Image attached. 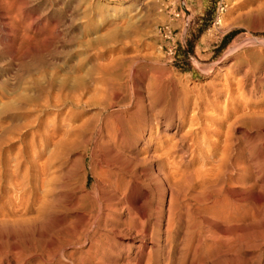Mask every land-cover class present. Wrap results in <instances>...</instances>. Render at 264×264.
Here are the masks:
<instances>
[{
	"label": "bare ground",
	"instance_id": "6f19581e",
	"mask_svg": "<svg viewBox=\"0 0 264 264\" xmlns=\"http://www.w3.org/2000/svg\"><path fill=\"white\" fill-rule=\"evenodd\" d=\"M57 1L59 0H0V53L3 52L4 50L9 52L10 53L9 55L12 57V60H13V58H17L22 54L23 48L27 44L25 40L35 43L36 41L42 40L48 36H52L55 32H58V28H60L59 27L60 24L57 25V22H55V20L54 21L52 20V19H56V18H53V15L55 13L54 9H57V8H54L55 7L54 5L57 4ZM27 4H29L28 5L29 8L28 7L25 8V5ZM41 5H45L47 7L48 11L51 12L50 16H44V17L38 16L35 18V20L33 21L31 20L29 22L28 20L31 19L36 9ZM58 10H63V11H66L67 13L68 9L64 10L62 6V9H58ZM37 15L39 14L37 13ZM61 17H64V16H61ZM59 20L60 22H62L61 18ZM27 21L29 23H27ZM221 22H222V19H220V23ZM63 23H64V20H63ZM52 38L50 37V39ZM43 46H46V45H43ZM99 50H103V47L102 49L99 48ZM107 50L110 51V49H107ZM107 50L105 51L108 54ZM121 50L123 52L121 56L123 55L124 57V53L125 54L127 53L124 52L125 50L123 48L120 49L119 51L121 52ZM25 51H28V53L31 52L29 50H25ZM115 51L118 52V50H115ZM99 52L100 51H98L97 52L98 54L94 56L97 57L98 55H103V54H99ZM117 52H115L116 54L114 55V57L115 56L117 57L118 55L120 56V54L117 55ZM127 52L129 53V51ZM58 55L59 54H57V56ZM82 56H85V55H79L78 56L79 59H77L76 62H73L75 58L71 60L73 64L71 66L72 68L70 67L69 68L71 69L70 70L71 73H75V76L73 77V79L69 80L67 77L64 79L62 78L63 80L61 79V81H55L51 78L52 80L47 81L46 83L33 82L32 88H33V92L36 94H34L33 96L28 94L27 95L28 97L25 96L26 98L25 97L23 98L26 101V103L30 104L31 106V108L25 107V106H23L24 108L21 107L24 109V111H27L29 109L37 113H52L54 114L56 121L59 120L63 122V125L60 129L61 131L54 132V134L51 136L52 137V140L50 141L51 143L48 142L50 143V146H52L53 148V150H51L52 153L48 151V153H51L49 154L50 157L47 155V158H44L46 159V161L49 162L48 165L46 161H45V164L41 163L42 165H40L39 163L40 166L38 165L39 166V176L37 178V181L34 178L35 180L34 182H36L35 183L36 186L34 187L36 189V192H35L36 196H34L35 204H33V206L35 205V208L33 207L34 208L33 210H30L25 206L23 209H21L22 207L20 209L18 208L21 213L17 214L19 210L17 212L15 211L16 213H13V214L9 213V214H12V216L14 217L13 219L10 217L11 220L13 221H11L8 218L9 222H13L15 224L21 223L20 227L24 225V228L25 227L27 228L28 225L30 224L32 225V223H30L32 218L33 220L37 219V221L35 220L36 223L39 220L40 221L39 224L41 223V221H44V220H47V221L54 220L56 224L58 225V229L56 231V237L60 239L59 240L60 242L61 241H71L75 244L80 243L82 246H86V249H85L86 251L87 249L92 250L93 249L92 247L95 246L96 248H99L101 252L99 253L98 252L99 250L95 251V249H93L95 251L94 253L100 254L98 256H102L104 254L109 255L110 253L107 252L108 251L107 249H109V247L111 246L107 244L106 242H104L106 244L103 245L102 242L105 239L103 241L100 240V234L103 231L102 230L100 233V228L102 226L106 227V223H108V221H111V222L113 221V224L115 225L116 223H120L122 225L121 233L122 232L131 233V234L133 233L132 234L133 236H130L129 239L126 240V243H125L126 245L125 246L126 248V259L125 260L130 263L131 262L133 263L135 260H137L139 255L142 253L141 252L142 249L145 248V245L147 243L155 242L160 248L161 244L165 246L169 241L172 242L177 236V234L180 233V230L183 229L182 226L186 228V230H183L185 231L184 233L181 232L186 235V238L184 237L185 235H183V237L185 238L184 239L182 235L180 234L181 238L186 241L185 242L186 248L181 246L184 244L178 245L181 247L182 250L187 249V251H189V249L192 248L193 245H195L197 249L205 248V251H206L207 247H211V248H214L213 250L216 249L217 251L221 252L222 250H225L227 247H229V245H231L232 242L233 244H235L236 242L234 243V239L235 241H237V243H241V241H244L243 237L245 236V233L250 231L249 230L250 228L248 229V231H246L247 230L246 228L250 227L255 222H259V220L258 221L256 220L253 223L251 222L252 220L256 219V214L254 210L255 208L254 206L251 205V201L249 200L250 198L249 194L250 192L258 191V189L261 187L260 186L261 176L264 173V150L262 151L261 149H258L257 146L256 147L250 146V148H248L249 146H247V149L249 150L245 152L244 151L246 149L245 147L244 149L243 148L240 149L238 146L233 144L234 141L232 140L233 141L232 142L230 140L229 137L231 136L229 134L231 133L232 129H234V125L240 121L247 120V122L248 123L251 122V124L255 122L256 124L258 122L263 123L264 121V99L259 100L254 103L252 102L253 103L252 105L247 104L246 102L245 104L247 105H245V108L242 106L244 108L243 110H240L239 105H238L239 107L238 109L236 105V107L233 108L232 111L223 110L222 111L223 113H221V116H218V115L210 116L209 119H208L209 117L208 116L205 119H201V117L198 116L197 113H193V114L187 113L188 107L185 104L181 105L183 106V109H181L182 107L179 109V105H180L179 104L178 105L179 110H178L177 108L174 107L176 105L173 106L172 105L173 103L171 102L172 103L171 106L178 111L171 109L170 106H169L170 107L169 109L166 106V104L168 103V100L165 98L166 88L169 85H166L165 83H163L162 80H161L162 82H159L160 80L158 81L156 80L158 78L154 79L153 77V79H151L150 81L148 79L146 80L150 82V84H148L150 85L148 88H149V93L151 94V98H150L151 100L150 102H148L147 105H143L144 102H142V100L137 96L135 97V99H131V101L129 99V102L127 101L128 103L127 102L123 103L119 99V96L121 95L118 96V87L116 84V82L119 83L121 81L115 82L116 80L115 77H114L115 79H113L114 81L111 79V76L109 77L110 79L105 80V78L107 79L109 75L105 78L102 77L103 79H101V74L100 76L99 75L97 76V74L95 73L94 76L96 75L99 78H96L97 80H95L92 77L94 79L93 82H88V80H85V78H83L80 75V71H83L82 70L83 64L85 62L84 60H83L84 62H82V60L80 59V57L83 58ZM109 56L111 57V55ZM127 56L129 55L127 54ZM114 57L112 56L110 58L111 60L109 61H113L112 58L114 59ZM57 58H60V57H57ZM31 59H32V55H31ZM108 59H107V62H109ZM61 60L59 61L58 59L59 62L63 61ZM99 60H98V63H99ZM93 61L95 60L93 59ZM118 61L119 59L117 60V62ZM96 62H97V59H96ZM98 63L96 64V68H100L101 70L105 66H106L105 68H107V67H111L112 65V64H103L104 65L103 67L102 63L100 62L101 67H98L97 65L100 66V63L99 64ZM134 64L135 63H133L132 65L134 66ZM66 65L64 68H67ZM113 66H115V64ZM126 66H130V64ZM125 68L123 66V69ZM117 69H118V65H117ZM86 70L84 68V72H86ZM64 72H68V71H64ZM106 72L108 74L109 69ZM110 72H112V70ZM156 72L157 70L155 71V74ZM102 73L107 75L105 72H102ZM125 73L127 74L126 71ZM82 74H86V73H82ZM116 74H120V73L118 72ZM148 74L147 76H149ZM247 74L248 73L245 72L246 76ZM128 76L130 77L129 74ZM152 76H153V73H152ZM258 77L259 79L257 83H254V81L256 80L254 79L251 80L252 86L248 90L249 93L252 92V88L256 89L258 88V86H262V85L264 86V82H263L264 79L261 76H258ZM20 79L22 78L19 77V80ZM56 79L60 80V78H56ZM19 80H17V83L19 82ZM131 80H133V78ZM245 80L248 81V77H245ZM15 81L16 80H14V82ZM123 81H125V79ZM133 84L134 83L131 81V85ZM19 86L20 85H18V87ZM222 90L223 89H220L219 91H222ZM253 91H255L254 93L256 94V92L257 93L261 92V89L258 88ZM140 92H143V91H140ZM98 93H100L99 95L105 94L104 98L97 97ZM146 93L148 94V91H146ZM128 94L127 96H129ZM228 94H229L228 96H230V93ZM29 95L31 97H29ZM132 98H133V95H132ZM174 99H176V97ZM177 100L179 101V99ZM175 102L177 103V101ZM112 107H116V108L114 110H111L109 113L104 112ZM162 107H165L162 110H170V111L164 114V112H161V110L159 109ZM92 108H95V109L98 108V110L95 113L87 115L86 112ZM149 111H154L153 115L149 114L148 113ZM203 120L208 121L210 124L209 125L205 124V121ZM211 124H214V127L216 124V127L218 128L217 129L214 127L211 128L210 127ZM251 126L252 125H250V127ZM246 129L248 128H245V130ZM95 130H96V135L94 132ZM245 130L244 131L241 130L242 133L245 132ZM261 134L263 135V132H261ZM261 134L258 133V135H261ZM239 138L240 137H238V139ZM249 138L251 140L250 135H249ZM238 139L234 138V140H237V141ZM245 141L247 142V140ZM248 145L250 144L248 143ZM43 156L44 155L42 154V157ZM37 159L39 160V158ZM44 166L45 167L49 166L48 173H46L47 172L46 170L44 172V168H45ZM55 168L57 169L58 173H54ZM89 173H92L97 178L96 182L99 183L97 184L98 187L96 189L93 186L94 190L86 189V178ZM75 184H77L76 187H75ZM133 191L137 193L134 196L132 195ZM259 191L262 192L263 190L259 189ZM30 192L28 196L30 195V198H31ZM24 195L23 197L26 198L27 195L26 196ZM139 196L144 197V200L141 205H139L140 203L137 205L134 199ZM254 196L255 195H253V197ZM257 196H255V198H257ZM27 198L25 199V202L26 203L28 202L29 204V202H31L30 201L31 199L29 198L30 200H28ZM72 199H75V203L73 207H74V210H76L77 212V213L75 212L76 214L74 218H72L73 220L69 219V217H66L67 216L66 212H68L69 210L71 211V209L73 208V207L71 209L67 208L68 203ZM260 200H264V199H260ZM23 202H24V199L22 200L21 203ZM57 202L59 203V205L63 206V208H66L68 210V211H65V213H63L64 215H61L63 211L58 208L59 206ZM17 207H18V204H17ZM117 211H118V214L115 215ZM112 212L115 214L112 215ZM260 218L261 217L257 219H260ZM8 219L5 220L6 223ZM247 222L248 224H250V222L252 224L248 225ZM263 222L264 221H261L259 222V224L260 223L263 224ZM7 225L8 227H10L11 224L7 223ZM1 226L4 228L3 225ZM35 226L37 227V224ZM35 226L34 228H36ZM39 226L40 225H38V227ZM108 227L110 228L111 226H108ZM149 227H150V230H149ZM261 227H263V225ZM13 228L12 229L15 231L16 227L14 226ZM9 231L11 230L9 229ZM25 231L22 233H25ZM251 231L253 232L254 230L252 229ZM250 232L247 233V236H249L248 234H250ZM258 232L256 233L259 234ZM263 232H261V234L259 235H262ZM256 233L255 234L252 233L253 236L252 234L251 236L252 237L256 236L257 235ZM0 235H1V232H0ZM20 235L24 236L22 234ZM30 235H28L27 233L28 238ZM47 235H50V233H48ZM251 236L250 238H252ZM263 236H264V233H263ZM104 237L106 238L107 235ZM257 237L255 238L258 239ZM5 238H7V235ZM248 238L249 237H247V241H246V238L244 237L246 243L249 241ZM262 239H263L262 243H264V237ZM1 241L3 242V240ZM107 241H109V239ZM245 242H244V247L246 246ZM258 242L256 243L252 242L253 246L254 244H257ZM7 243L9 244V242ZM7 243H6L7 245L6 247L9 246ZM19 243L18 245H20ZM248 243H247V246H248ZM176 244H179V243H176ZM112 245H115L114 247L117 246L119 249L122 248V245H116V244H112ZM157 245L155 247H157ZM4 246L5 245L3 244V247ZM34 246H33V249L35 250L37 246H35V248ZM38 246L41 247V245H38ZM234 246L235 245L231 246V248ZM237 246L235 247L237 248ZM131 247L136 248V251L134 250V253L131 251ZM150 247L148 249L149 251H150ZM165 247L163 248L165 249ZM235 247L233 250H236ZM18 248H17V251H16V248L15 250L12 248L11 249L7 248L9 250L7 251V253L2 251V253L4 254L6 253V254L2 258H0V264H13V263L20 264L21 262H23L24 260L23 261L20 260L21 262H19L18 260L19 251H21V249H18ZM27 248L28 247H26L25 249ZM179 248L177 249V252ZM229 248L226 250L227 252L228 250L231 251L232 255H233V252L234 253L237 252V251H233L231 248L230 250ZM31 249H27V250H31ZM111 249L114 250L116 254H118L116 251L117 249L115 250L112 247ZM41 250H42V247H41ZM81 250L83 249L81 248ZM165 250L164 251L166 253L167 249ZM213 250L211 249L210 251L212 252ZM87 252H91V251H87ZM207 252L209 251L207 250ZM240 252L238 251L237 253H240ZM143 253H148V252H143ZM180 253L182 252H179V254ZM221 253H224V252H221ZM231 253H230V256H231ZM242 253H246V252H241V255ZM46 254L48 255V250ZM80 254L79 253L78 255L76 254L77 256L75 255L74 260L76 257L78 258ZM93 254L91 256H93ZM116 254L111 253V255H115V256ZM188 254L185 255L184 253V256L187 257ZM216 254L218 255L219 253H215L213 255H216ZM65 255H66V251H65ZM111 255L109 257H111ZM151 255H153V253ZM151 255L148 254V258L147 256H145L146 262H144V264L147 263L148 260H150L149 256ZM235 255L237 254L235 253ZM94 256H96V254H94ZM98 256L96 257L98 258ZM140 256L142 257L143 255H140ZM184 256L183 258H185ZM195 256H199V253ZM80 257H79V260L84 259V258L80 259ZM84 257L85 259L84 261H82L83 262L82 264H85L84 263L85 260L90 258V257L87 258L86 256ZM155 257L156 256H154L153 258L154 262H155ZM165 257H166V259H164L165 261L170 260L168 259L169 257L168 258L167 256ZM177 257L178 256L176 255L177 261L181 259V257H178L179 259ZM244 257L242 256V258ZM102 258L103 256L101 258L99 257L100 260L104 259ZM191 258H189L190 261L193 259L197 261L196 259L198 257L193 258V259ZM205 258L207 259L206 256ZM93 259H94L93 260V263H94L95 258L93 257ZM99 259L98 261L100 264L101 262ZM176 259H173V260L176 261ZM206 259H203V261ZM208 259H211V257ZM153 260H150V261H153ZM194 260L192 262L189 261L188 264L195 263ZM228 260H229V257H228ZM33 261H36V260H33ZM91 261L90 263H92ZM113 261L115 262V260ZM150 261H148V264H150ZM43 262L44 261H42V263ZM114 262H111V263L113 264ZM157 262L159 263V261H156L155 263L157 264ZM161 262L159 264H161ZM205 262L207 263V261H204L203 264H206ZM224 262L226 264L225 260ZM237 262H234V264H238ZM104 263H108V261ZM164 263L166 264L167 261ZM231 263L233 264V262ZM124 264L126 263L124 262Z\"/></svg>",
	"mask_w": 264,
	"mask_h": 264
},
{
	"label": "rangeland",
	"instance_id": "374dc122",
	"mask_svg": "<svg viewBox=\"0 0 264 264\" xmlns=\"http://www.w3.org/2000/svg\"><path fill=\"white\" fill-rule=\"evenodd\" d=\"M59 1H57V4L54 5L55 6L54 8H57V9H54L55 13L53 15V18H56V19H52V20L53 21L55 20V22H57V25L60 24L59 27L61 29L58 28V32H55L53 34L54 37H53V35L48 36L49 38L46 37L42 40L36 41L35 43H32V42L25 40V42H27V44L24 46L22 54L17 58H13V60H12V57L9 55L10 54L9 52L4 50L3 52L0 53V58H1V60H0V82H1L0 83V86H1L0 87V220H1L0 221V232H1V235H0L1 236L0 237V245H1L0 246V249H1L0 255H1V257L0 258H2L7 253V251H9L8 250L9 248L10 249L12 248L14 250L16 248V251H17V248L19 246L18 249H21V251L18 250L19 251V257H20V258L18 257V260H19V262H21L20 260H22V261L24 260L20 264H26V262H27V264H33V263L34 264H46V263L47 264H63V262H64V264H69V263L70 264H80V263L82 264L83 263L82 261H84V259H85L84 256H86L87 258L90 257L89 259H87L88 261L85 260V262H84L85 264L86 263L87 264H99L98 259H99V257L101 258L102 256L104 259L103 258H102L103 260L99 259L101 262L100 264H112L111 262H114L113 260H115V262L113 264H117V263L118 264H120V263L124 264V262L126 264H144V262H146L145 256H147V258H148V254L151 255L152 253L154 256H156L155 262L159 261V263H160L162 261L161 264H163L166 261H167L166 264H173V263L174 264H176V263L177 264H179V263L180 264H188L190 261L189 258H191V257H192L191 259L197 258V257L199 258V259L198 258L196 259L197 261H195L193 259L195 262L193 264H199V263L203 264L204 261H207V263L205 262L206 264H212V263L213 264H225L224 260L226 261V264H228L229 262H230L229 264H232L231 262H233V264H234V262H237V260H238V262H237L238 264H240V262H241V264H264V249H263L264 243H262V240H263L262 238L264 237L263 236L264 222H263V224L260 223L261 225L259 224V222L264 221L263 220L264 219V215H263L264 214L263 213L264 212V200H260V199H264V184H263L264 183V173L261 176V181H260L261 187L259 188L260 190L262 189L263 191L261 192L258 189V191H253V192H250V194H249L250 195L249 200L251 201V205L254 206V208H255L254 210H255V214H256V219L252 220L251 222L253 223L256 220L257 221L259 220V222H255L254 224H252L251 222H250V224H248V222H247L248 225H251V224L252 225L250 227L246 228L247 229L246 231H248L249 228H250L249 229L250 231L252 229L254 230L253 232L248 231V232H250V234H248L249 236H247L248 232L245 233L244 237L246 238V241H247V237H249L248 238L249 243L247 242L248 246H247V243L245 242L244 237H243L244 241H241V243H237V241H235V239H234V243L235 242L236 243L233 244V242H232L231 245H229L230 248L233 245H235V246L238 245L239 247L237 246V248L234 246L236 250H233L234 247H232L231 249L233 251H237V252L238 251L240 252L241 250H243L241 252H246V253H242V255H241V252L240 253L235 252L237 255H235V253L233 251H232L233 255H232L231 251L228 250V252H227L226 249H228L229 247H227L225 250H222L221 252H224V253H221V252L217 251L216 249L213 250L214 248H211V247L206 248L209 252H207V250L205 251V248L197 249L195 245H193L192 248L189 249V251H190L189 252V251H187V249H184V248H186V246H185L186 241L184 240L186 238V235L183 234L185 232L183 230H186V228L184 226H182L183 229H181L182 231L180 230V233L177 234V236L175 237L176 240L174 239L175 241L174 240L172 242L169 241L170 243L168 242L165 245L166 247L163 244H161L160 248L155 242L147 243L145 245V248L142 249V251H141L142 253L140 254L143 256L141 257L139 255L137 260H135L136 262L134 261L133 263L132 262L130 263V262H127L125 260L126 259V248H125L126 245H125V243H126V240H128L130 236H133L132 235L133 233L132 234L131 233H125V232L121 233L122 225L120 223H116V225H115V224H113V221L112 222L108 221V223H106V227L102 226L100 228V233L103 230L102 233L100 234V240L103 241L105 239L102 242L103 245L107 243L111 246L109 247V249H107L108 250L107 252H109L110 254L109 255L104 254L102 256H98V255H100L99 253H101V252H100L99 248H96L95 246L92 248L95 249V251L99 250L98 251L99 253H94L95 251L93 249L92 250L87 249V251H91L92 254L93 253L96 254V256H98V258H97L96 256H94V254H93V256H91L92 255L91 252H87L85 250L86 246H82L80 243L75 244L71 241H61L60 242L59 241L60 239L58 237H56V231L58 229V225L56 224V222L54 220H48V221L44 220L45 222L41 221V223L39 224V222H40L39 220L36 223L37 219H35L36 220L35 221L32 218L30 221V223H32V225L29 223L30 225H28L27 228L26 227L24 228V225H22L21 227L23 229L20 227L21 223L15 224L13 222H9V219L11 220V218L12 219L14 218L12 216V214L16 213L21 207H22L21 209H23L25 206L30 210H33L35 208V205L33 206V204H35L34 203V201H35L34 196H36V193H35L36 189L34 187L36 186L35 185L36 182H34V181L35 180L37 181V178L39 176V166L42 165L41 163L45 164L46 159H44V158H47V155L49 156V154L52 153L51 150H53V148H52V146H50V143H51L50 141L52 140L51 136L54 134V132L61 131L60 129L63 125V122H61L59 120L56 121L55 116L52 113H37V112L29 110V109L27 111H24L23 106L29 107V108H31V106H30V104H27L23 98L25 96H27L28 94H30L32 96L34 94H36L33 92V88H32L33 82L46 83L47 81H50L52 79L55 81H61L62 78L64 79L67 77L69 80L73 79V77L75 76V73H71L70 68H72L71 66H72L73 62H76L77 59H79V57H78L79 55H85V56H82L83 58L80 57L82 62L85 61L83 64V69H82L83 71H80V75L83 78H85V80H88V82H93L94 79L97 80L96 78H99L97 76L98 75L100 76V74H101V79H103L109 75L107 77V79L105 78V80L110 79L109 77L111 76L112 80L116 78L115 82L121 81V82H119L120 84L117 82H116V84L118 87V96L121 95V96H119V99L123 103H125L127 101L129 102V99L131 101V99H135V97L137 96L142 100V102H144L143 105H147L148 102H150V100H151L150 99L151 94L149 93V88H148L150 86V85H148V84H150V82H148L146 80L148 79L150 81L151 79H153V77H154V79L158 78V79H156L157 81L158 80H160L159 82L163 81V83L170 86V87L167 86L166 93H165V98L168 100V103L166 104V106L169 109H170V107H171V109H174L171 106L172 103H173L172 104L173 106L174 105L177 106V107L174 106L177 109H178L179 104H180L179 109L181 107H182L181 109H183V106H181V105L185 104L188 107L187 113H189V114L197 113L198 116L201 117V119H205L208 116H209L208 119L210 118V116H217V115L221 116V113H223L222 112L223 110L224 111L225 110L232 111V109L235 108L236 105H237L238 109L240 107V110H243L245 108V105H247V104L252 105L254 102H257L259 100L264 99V95H263L264 94V86L263 85L258 86V88L261 89V92H258V93L256 92V94L254 93L255 91H253V90H256L258 88H256V89L252 88V92H250V93L248 92L249 88L252 86L251 80L254 79V80H256V81H254V83H257L258 79H259L258 76H261L264 79V0H229L228 9L224 13V15L222 16V22L220 23L219 26H213L212 25L213 14H214V6H213L212 0H187V8L190 12V14H189L190 21H189V24H188L185 32L183 33V35L180 39L181 44L179 46V50H178L177 56L175 58V61H172V62L168 61V59L160 51V49L158 47L159 38H158V34H157L158 25H160L161 23L165 22L168 19L167 12H166V10L163 9V7L169 2L168 0H59ZM66 3H68V4H66ZM28 5L29 4L25 5V8H27V7L29 8ZM41 6H39V7L42 9H40L38 7L34 13L35 16L33 15L31 17V19L28 20L29 22L31 20L32 21L35 20V18L38 16L39 17L50 16L51 12L48 11L47 7L45 5H41ZM62 6H63L64 10L68 9L67 10L68 14L66 13V11L58 10V9H62ZM67 7H69V8H67ZM72 8H73V10H72ZM42 10H44V11H42ZM37 13L39 15H37ZM181 14L183 15V13H181ZM66 15H67V17H66ZM61 16H64L65 18L61 17ZM57 18H59V19L61 18L62 22H60V20ZM63 20H64V23H63ZM28 21H27V23H29ZM66 23H68V24H66ZM181 23L183 25V19L179 18L178 21H176V25H181ZM50 37L51 38L53 37V38L50 39ZM30 44H32V45H30ZM35 44H36V46H35ZM43 45H46L47 47L43 46ZM73 45L76 47H74ZM102 47H103V50H99V48L102 49ZM121 47L125 50V51L124 50L123 51L126 52L129 56H127V54H125V53H124L125 58L123 57V55L121 56V54H123L122 50H121V52L119 51L120 49H122ZM118 48H120V49H118ZM104 49L105 50L110 49L111 52L107 50V52H108V54H107ZM25 50H29L31 52L28 53V51H25ZM77 50H78V52H77ZM115 50H118V52H120V53H118ZM74 51H76L77 54ZM96 51L97 52L100 51L99 54H103V55H98L97 57L94 56V55L98 54ZM127 51H129V53L132 56ZM48 52L51 54H49ZM58 52H60V53H58ZM109 52H110V54H109ZM115 52H117V55L120 54V56L122 58L119 55L117 57L116 56L114 57V55L116 54ZM67 53H68V55H67ZM94 53H96V54H94ZM57 54H59V55L57 56ZM61 54H63V55H61ZM64 54L67 56H65ZM70 54L71 55L73 54V55L71 56ZM31 55H32V59H31ZM109 55H111V57L113 56L114 59L115 58L116 59L114 60L112 58L113 61H109V60H111L110 59L111 57ZM86 56H88V57H86ZM57 57H60V58H57ZM95 57L97 59V62H96ZM103 57H104V59H103ZM64 58H65V60H64ZM73 58H75L76 60L74 59V61L72 62L71 60ZM99 58H100V60H99ZM58 59H59V61L62 59L63 61L62 60L61 61L63 63L59 62ZM85 59H87V60H85ZM93 59L95 61H93ZM107 59L109 62H107ZM118 59H119V61L117 62ZM98 60H99V63L100 62L102 63L103 67H104L103 64H112L111 67L112 68L114 67L115 69L113 68L114 69L113 70L111 67H107L109 69V72L107 74L106 71H108V69L105 68L106 66L104 68L102 67L103 68L102 70L100 68H96V64L98 63ZM90 61L93 63H91ZM105 61H106V63H105ZM116 62H117V64H116ZM132 62L135 63L134 66L132 65L133 64ZM69 63H71V64H69ZM101 63H100V66L99 65H97V66L101 67ZM60 64H62V65H60ZM114 64H115V66H113ZM129 64H130V66H126ZM65 65L67 68H64ZM84 65H85V67H84ZM88 65H89V67H88ZM117 65H118V69H117ZM119 65H120V67H119ZM108 66H110V65H108ZM123 66H124V68L125 67L126 68L123 69ZM84 68H85V70L87 68L86 72H84ZM95 68H96L97 72H99V73L96 72ZM130 68H131V70H130ZM64 69H66V70H64ZM104 69H105V71H104ZM111 70H112V72H110ZM156 70L160 74H158L156 72V74H157L156 75L155 74ZM64 71H68V72H64ZM125 71L127 72V74L125 73ZM102 72H105L107 75L103 74ZM118 72L120 74H116ZM128 72H130L131 74ZM148 72H149V74H148ZM151 72L153 73V76H152ZM245 72L248 73L247 76L245 75ZM13 73H14V75H13ZM66 73H68V74H66ZM82 73H86V74H82ZM95 73L97 74V76L96 75L94 76ZM253 73H255L257 75H255ZM128 74L130 75V77L128 76ZM142 74L143 75L145 74L146 76L148 74L149 76H147L148 77L147 78L145 75L143 76ZM159 75H161V76H159ZM112 76H113V78H112ZM19 77L22 79L19 80ZM121 77H123V78H121ZM145 77H146V79H145ZM245 77H248V81L245 80ZM56 78H60V80H57ZM132 78L134 81L131 80ZM164 78H166V79H164ZM124 79H125V81H123ZM14 80H16V81L14 82ZM17 80H19V82H18L19 84L17 83ZM20 81H22V82H20ZM131 81L134 83L133 85H131ZM128 82L130 85L128 84ZM140 82H142V83H140ZM167 82H169V83H167ZM124 84H125V86H124ZM140 84H142V85H140ZM18 85H20V86L18 87ZM118 85H120V86H118ZM15 86H17V87H15ZM124 88H125V90H124ZM27 89H29V90H27ZM220 89H223V90L219 91ZM119 91H121V92H119ZM140 91H143V92H140ZM146 91H148V94L146 93ZM176 91H177V93H176ZM124 92H125V94H124ZM167 92L168 93L170 92L169 93L170 96ZM227 92L230 93V96H228L229 94ZM99 94L100 93H98L97 97L104 98L105 94H101V95H99ZM123 94H124V96H123ZM127 94L129 96H127ZM30 95H29V97H31ZM132 95H133V98H132ZM174 95H176V96H174ZM203 96H205V97H203ZM173 97L174 98L176 97V99H174ZM144 99H145V101H144ZM177 99H179L180 102ZM175 101H177V103ZM246 102H247V104H245ZM224 104H225V106H224ZM238 105H239V107H238ZM21 107H23V108H21ZM167 107H166V109H167ZM115 108L116 107H112V108H110L104 112L109 113L111 110H114ZM163 108H165V107H162L159 109L161 110V112H164V114H166V113H168V111H170V110H162ZM132 109H133V107H132ZM97 110H98V108H96V109L92 108L89 111H87L86 114L89 115V114L95 113ZM174 110L178 111L176 109H174ZM208 110H209V112H208ZM133 112H134V110H133ZM153 112L154 111H149L148 113L153 115ZM214 114H216V115H214ZM203 121H205V124H208V125L210 124L206 120H203ZM241 124L242 125L244 124L245 126L243 125L244 126L243 127ZM250 125H252V126L250 127ZM248 126L250 128H252V127L253 128L250 129ZM210 127L213 128L214 124H211ZM263 127H264V121H263V123L258 122L257 124H256V122L252 123V124H251V122L248 123L247 120L246 121H240L234 125V129L231 128L232 129L231 133H233V134L230 133L229 135L231 137H229V138L231 141L233 140L234 141V142L232 141L233 144L238 146L240 149L241 148L244 149V147H245L246 148L244 150L245 152H247V150H249V149H247V146H249L248 148H250V146H255V147L257 146L258 149H261L263 151L264 150V138H263L264 137V128ZM214 128H216V129L218 128V127H216V124H215ZM245 128H248V129L245 130ZM241 130H243V131L245 130L246 133L245 132L242 133ZM258 130L263 132V135ZM94 132L96 135V130ZM229 132H230V130H229ZM240 133H242V134H240ZM258 133L261 134L262 136L258 135ZM234 134H235V136H234ZM238 134H240V135H238ZM249 135L251 137V140L249 138ZM233 137L235 139H238V137H240V138L237 141V140H234ZM256 139H257V141H256ZM258 139L261 141H259ZM245 140H247V142L250 145H248V143ZM43 142H45V143H43ZM46 142H47V144H46ZM48 142H50V143H48ZM239 144H240V146H239ZM242 144H244V145H242ZM48 146H49V148L51 147L50 150H49ZM48 151L51 153H48ZM42 154L44 155L43 157H42ZM37 158H39V160ZM37 160L40 162H38ZM39 163H40V165H39ZM46 163L48 165L49 162L46 161ZM46 167H45L46 169L44 168V172L46 170L47 171L46 173H48L49 172V170H48L49 166H46ZM54 170H55L54 173H58L56 168ZM262 177H263V179H262ZM34 178H35V180H34ZM96 179L97 178L92 173H89L87 175V178H86V189L87 190H94V188L96 189L98 187L97 184H99V183L96 182ZM24 184H25V186H24ZM76 186H77V184H75V187ZM93 186H94V188H93ZM29 192L31 194V198H30V195L28 196ZM23 193L26 194L27 196L24 195ZM135 194H137V193L135 191H133L132 195L134 196ZM259 194H261V195H259ZM23 195L26 196V198L28 197L27 198L28 200L31 199L30 200L31 202H29V204H28V202L27 203L25 202L26 198L23 197ZM251 195H252V197H253V195H255V196L258 195V196H257V198H255V196L252 198ZM261 196H262V198H261ZM23 199H24L25 203L24 202L21 203ZM134 199H135L137 205L139 203H140L139 205H141L143 200H144V197L139 196V197L134 198ZM28 200H26V201H28ZM17 201L18 202L20 201V202L18 203ZM71 202H72V204H71ZM57 203H55V204H57ZM74 203H75V199H72L68 203L67 208L71 209L74 206ZM14 204H16V205H14ZM17 204H18V207H17ZM58 206H59L58 208L63 211L61 215H64L63 213H65V211H68L66 208H63V206L59 205V203H58ZM13 210H14V212H13ZM8 211H10V212H8ZM18 212H17V214L21 213L20 210ZM75 212H76V210H74V207H73L71 209V211L69 210L68 212H66L67 216H66V214H65V216L69 217V219L73 220L72 218H74L75 214L77 213V212L76 213ZM9 213H12V214H9ZM7 214H9V215H7ZM114 214L115 213L112 212V215H114ZM117 214H118V211L116 212L115 215H117ZM30 215H32V214H30ZM259 217H261V218L257 219ZM7 219H8L7 223L11 224L10 227H8V225L5 221ZM11 221H13V220H11ZM36 224H37V227L35 226ZM1 225H3L4 228ZM38 225H40L41 227L40 226L38 227ZM262 225H263V227H261ZM14 226L16 227L15 231L13 230ZM34 226L36 228H34ZM108 226H111L112 228L110 227L111 228L110 229ZM18 228L20 229V231ZM39 228H41V229H39ZM119 228H120V230H119ZM9 229L11 231H9ZM261 229H262V231H261ZM37 230H39V231H37ZM149 230H150V227H149ZM2 231H4V232H2ZM24 231H25V233H22ZM258 231H260V232H258ZM26 232L28 233V235L31 234L29 236V238L27 237ZM181 232H183V233H181ZM256 232H258L259 234H261V232H263V233H262V235H259ZM44 233H46V234H44ZM48 233H50V235H47ZM104 233H106V234H104ZM252 233H254V234L256 233L257 235L252 237L253 236ZM20 234H22L24 236H21ZM180 234L182 235V237H183V235H185L184 236L185 238L183 237L184 239H182ZM251 234H252V236H251ZM6 235H7V238H5ZM45 235H46V237H45ZM103 235L104 236L107 235L106 238H107V240L109 239L110 242L107 241ZM178 236L181 238V240ZM250 236L252 238H250ZM13 237H15V238H13ZM255 237H257L258 239H256ZM16 238H17V240H16ZM253 239H254V241H253ZM1 240H3V242ZM18 240L20 243L18 242ZM250 240L253 243L258 242L259 240L260 241L257 244H254V246H253V243ZM256 240H258V241H256ZM12 241H13V243H12ZM182 241H183V243H182ZM7 242H9V244ZM104 242H106V243H104ZM244 242L246 244L245 247H244ZM6 243L9 245L8 247H6L7 246ZM18 243L20 245H18ZM176 243H179V244H176ZM3 244L5 245L4 247H3ZM28 244H30V245H28ZM34 244H35V246H37L35 250L33 249ZM112 244L122 245V248L119 249L117 246L114 247L115 245H112ZM149 244L151 245V247ZM180 244H184V245H181L182 247H184L183 248L184 250H182L181 247L178 246ZM38 245H41L42 250H41V247ZM71 245H73V246H71ZM156 245L160 250L157 247H155ZM35 246H34V248H35ZM2 247L4 248V250ZM26 247H28L27 249L32 248L33 250L32 249L27 250V249H25ZM80 247L83 250H81ZM111 247L114 248L115 250L117 249L116 251L118 254H116V252L114 250H112ZM149 247H150V251L148 250ZM153 247L155 250L153 249ZM163 247H165V249H167L166 253H165L166 250ZM5 248L6 249L8 248V249L6 250ZM44 248H46V249H44ZM178 248H179V250L181 249L182 251L178 250V252H177ZM210 248L213 250L212 251L213 253L210 251L211 250ZM144 249H146V250H144ZM47 250H48V255L46 254ZM121 250H122V252H121ZM134 250L136 251V248L131 247V251L133 253H134ZM161 250H163V251H161ZM185 250H186V252H185ZM2 251L6 252V253L4 254V253H2ZM49 251H51V252H49ZM65 251H66V255H65ZM193 251H194V253H193ZM225 251H226V253H225ZM30 252H32V253H30ZM35 252H37V253H35ZM56 252H58V253H56ZM77 252L79 254L81 252V254H80L81 257H80V255H79V257H80V259L81 258H84V259L79 260V257L78 258L76 257L74 260L75 255L76 254L78 255ZM119 252H121L122 254ZM143 252H148V253H143ZM179 252H182V253H180L181 255L179 254ZM183 252L185 253V255H187L189 252V254H188L189 257L188 256L185 257ZM214 252L219 253V254L213 255V254H215ZM229 252L231 253V256H230ZM27 253L28 254L30 253V254L28 255ZM73 253L74 254L76 253V254L74 255ZM111 253L116 254V256L111 255ZM192 253H193V255H192ZM195 253H197V254L199 253L200 257L195 256V255H197ZM200 253L202 256L200 255ZM32 254H33V256H32ZM72 254H73V256H72ZM88 254H89V256H88ZM182 254L185 258H183ZM25 255H27L28 257ZM110 255H111V257H109ZM153 255H151L152 257L149 256L150 260H153V258H154ZM176 255L178 257H181V259L177 261ZM204 255L207 257V259L205 258ZM162 256H164V257L167 256V258L169 257L168 259H170V260L165 261L164 259H166V257L164 258ZM209 256L211 257V259H208V258H210ZM227 256L229 257V260H228ZM242 256L243 257L245 256V257L242 258ZM93 257L95 258L94 263H93V260H94ZM223 257H224V259H223ZM161 258H162V260H161ZM240 258H241V260H240ZM37 259L38 260L40 259L39 262ZM138 259H140V260H138ZM144 259H145V261H144ZM173 259H176V261ZM203 259H206V260L203 261ZM33 260H36V261H33ZM41 260L44 262L42 263ZM47 260H48V262H47ZM69 260L70 261L72 260V261L70 262ZM89 260L90 261L92 260L91 261L92 263H90ZM150 260H148V261H150ZM193 260H191L190 262H192ZM200 260L202 261V263ZM212 260H214L215 262ZM107 261H108V263H104ZM148 261L145 264H148ZM181 261H182V263H181ZM211 261H212V263H211ZM155 262H154V260L150 261V264L151 263L156 264ZM242 262H244V263H242ZM159 263L157 262V264H159ZM13 264H17V263H13Z\"/></svg>",
	"mask_w": 264,
	"mask_h": 264
},
{
	"label": "built area",
	"instance_id": "2783aa9c",
	"mask_svg": "<svg viewBox=\"0 0 264 264\" xmlns=\"http://www.w3.org/2000/svg\"><path fill=\"white\" fill-rule=\"evenodd\" d=\"M169 2L163 7L166 10L168 19L158 25L157 34L159 38L158 47L168 61H175L179 46L181 44V37L185 32L190 18L189 10L187 8V0H168ZM214 6L213 26L220 25V19L227 11L229 0H212ZM183 13V15L181 14ZM179 18L183 19V25H176Z\"/></svg>",
	"mask_w": 264,
	"mask_h": 264
}]
</instances>
